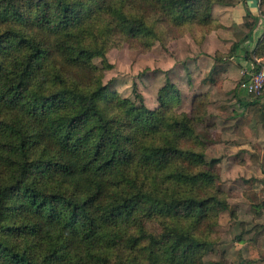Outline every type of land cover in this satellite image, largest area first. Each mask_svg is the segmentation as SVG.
Wrapping results in <instances>:
<instances>
[{
	"label": "trees",
	"instance_id": "trees-1",
	"mask_svg": "<svg viewBox=\"0 0 264 264\" xmlns=\"http://www.w3.org/2000/svg\"><path fill=\"white\" fill-rule=\"evenodd\" d=\"M216 5L227 4L0 0V264H206L220 214L236 217L200 135L209 94L179 112L169 79L151 110L104 78L114 48L187 34L203 47L221 28ZM257 22L248 13L247 38ZM247 106L264 126L258 101Z\"/></svg>",
	"mask_w": 264,
	"mask_h": 264
},
{
	"label": "crops",
	"instance_id": "crops-1",
	"mask_svg": "<svg viewBox=\"0 0 264 264\" xmlns=\"http://www.w3.org/2000/svg\"><path fill=\"white\" fill-rule=\"evenodd\" d=\"M245 3L244 7L238 3L237 6H216L213 17L219 21L221 28L208 36L203 47L197 46L199 55L189 59L187 66L173 65V74H170V69L166 70L172 81L176 73L177 81L179 78L184 81L187 77L194 80L199 69V72L204 71L203 76L211 74L199 88H193L191 103L202 92L212 97L220 94L227 98L233 94L236 80L242 72V50L253 49L261 33L258 1L246 0ZM248 13L258 18L259 22L250 38L239 41L238 35L247 33L242 28L247 24ZM235 45H239L240 49L230 61L225 63L215 59L217 54H228ZM202 49L207 57L200 55ZM179 68L190 75L183 79L184 75L179 76ZM246 68L251 69V65H246ZM218 78H221L220 82ZM238 95L241 101L230 99L227 105L223 101L222 105L210 109L211 113L214 112L213 120L219 130L213 135L208 153L219 160L216 171L236 214L233 218L230 211L222 213V234L215 253L225 257L228 264H264V126L259 120L261 116L254 114L253 108L247 106L249 102L242 99L247 95L239 89ZM238 126L243 129L241 132H238Z\"/></svg>",
	"mask_w": 264,
	"mask_h": 264
},
{
	"label": "rangeland",
	"instance_id": "rangeland-1",
	"mask_svg": "<svg viewBox=\"0 0 264 264\" xmlns=\"http://www.w3.org/2000/svg\"><path fill=\"white\" fill-rule=\"evenodd\" d=\"M245 1L246 0H224V3L227 5H216V6H237L238 4H240L241 6L244 7L247 5ZM257 1L259 5V20L261 24L260 25L261 33L259 36L260 38L256 41V44L254 45L253 49L250 50L253 52L246 54L245 50H242L244 57H246V60L248 61L244 60L243 64L241 65L242 72H240V77L237 78L236 80L234 91L232 92L233 94L228 98L220 94L215 95V97H212L211 94H209V115H208L209 119L207 120L206 118L205 120V126L207 128L200 129V135L205 141H209V139L213 141L214 133L216 132V130H219V128L215 126L216 124L213 120L214 112L211 113L210 109L213 110L215 106L222 105L223 101H225L227 105L230 99L237 98L240 100L241 96L238 95L240 82L246 77H248L249 74L255 72L256 70L255 68L257 66L260 68L264 67V57L258 58L254 52V49L258 46L259 40H264V15L261 14L262 10L264 11V0H257ZM214 20L219 24L218 20H216L215 18ZM249 28L251 29V26ZM244 38H247V33L246 34L240 33V35H238L237 37L239 41ZM199 51L200 50L199 48H197V44L193 41L190 34L185 35L183 38L169 41L167 42L166 45H161L160 43H156L150 50L147 51L143 50L142 48H132L128 45H124L120 48H114L107 55V61L111 65V68L105 71L104 82L111 91L117 92L121 97L129 98L133 100L135 103H138V101L135 100V94H134V90L136 88V90L144 98L146 106L149 109L154 110L160 106L159 93L167 85V82L170 79L168 75V71L166 70L170 69V74L171 73L173 74L172 72L173 65L184 64V66H187L189 59H194L195 57H198ZM200 55H204L206 57L208 56L203 51V49ZM224 58H226L227 60L225 61ZM231 58H232L231 52L224 55L217 54L215 56V59L224 61L225 63L227 61H230ZM95 63L96 65L101 66V61L99 59H97ZM254 63H256L257 65H254ZM248 64L251 65V69L246 68V65ZM181 71L182 69L179 68V76L184 75L183 79H185L186 76L190 75L189 72L186 71L181 72ZM199 71L195 73L194 80L192 79L190 80L187 77L184 81L182 80V78H179V81H177L176 80L177 78L175 77L177 73L174 75L173 81L170 79L173 83L176 82L175 84L176 87L178 88L179 92L182 93L181 94L182 104L177 109L179 112H190L191 104H192L191 92L193 88H199L200 84L206 82L209 79V77H211L210 73H208L207 75L205 74L206 76H203L202 73L204 71L201 72ZM217 81L220 82L221 78H218ZM185 82H188V84H186ZM216 91L217 90H215V92ZM242 99L245 100L246 102L257 100L259 108L256 109V112L264 111V96L255 97V96L247 95L245 98ZM239 100L236 103L237 106L239 105ZM237 130L238 132H241L243 129L238 126ZM210 156L211 154L208 153V163L211 162L212 159H216L212 157L214 156L213 154L211 156L212 158ZM217 185L219 187V190L223 189L224 187L221 180L219 181V183H217ZM221 218H222V213L220 214V221ZM220 221H219V226L216 228L219 233V237L222 234ZM215 252H217V249H215V247L212 246L204 257V261L206 264L209 263L228 264L225 261V257Z\"/></svg>",
	"mask_w": 264,
	"mask_h": 264
},
{
	"label": "built area",
	"instance_id": "built-area-1",
	"mask_svg": "<svg viewBox=\"0 0 264 264\" xmlns=\"http://www.w3.org/2000/svg\"><path fill=\"white\" fill-rule=\"evenodd\" d=\"M239 90L248 96H264V67L243 79L239 84Z\"/></svg>",
	"mask_w": 264,
	"mask_h": 264
}]
</instances>
